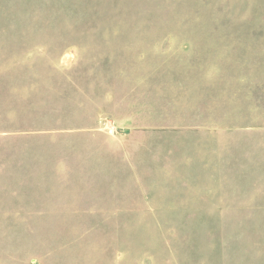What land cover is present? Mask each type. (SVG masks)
Masks as SVG:
<instances>
[{"label":"rangeland","instance_id":"obj_1","mask_svg":"<svg viewBox=\"0 0 264 264\" xmlns=\"http://www.w3.org/2000/svg\"><path fill=\"white\" fill-rule=\"evenodd\" d=\"M0 264H264V0H0Z\"/></svg>","mask_w":264,"mask_h":264}]
</instances>
